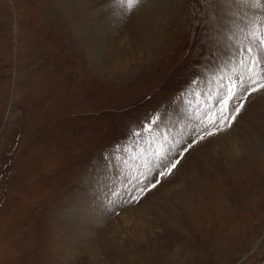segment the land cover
<instances>
[{"label": "rangeland", "instance_id": "1", "mask_svg": "<svg viewBox=\"0 0 264 264\" xmlns=\"http://www.w3.org/2000/svg\"><path fill=\"white\" fill-rule=\"evenodd\" d=\"M229 1L171 0L166 22L167 6L150 0L131 11L120 0H0V264H264V89L241 93L232 127L151 188L168 165L152 167L150 153L168 130L182 127L186 146L223 114L209 82L264 83L226 55L248 46L257 21L264 32V18L236 9L224 27ZM139 26L150 38L130 45ZM193 62L197 79L169 101ZM160 101L158 130L104 146ZM193 101L201 111L176 124Z\"/></svg>", "mask_w": 264, "mask_h": 264}, {"label": "snow or ice", "instance_id": "2", "mask_svg": "<svg viewBox=\"0 0 264 264\" xmlns=\"http://www.w3.org/2000/svg\"><path fill=\"white\" fill-rule=\"evenodd\" d=\"M138 0H120L119 6L127 8L129 11L133 9V6ZM237 10L241 12V19L245 18V10H254L259 17L264 18V0H236ZM255 31H252L247 37L249 43L246 47H238L235 51L227 53L233 58L238 57V62L241 63L245 70H251L260 79H264V32L260 31L261 23L257 21L253 25ZM247 28V26H246ZM210 64L219 68L220 58L213 56ZM219 89L217 102L222 105L224 109L223 114L218 116V119H213V131H208L204 135H200L198 139H193L185 146L183 137L177 138L164 137L159 147H154L150 153L152 159L148 161L154 168H163L168 165L164 171H158V178L152 183L151 188H157L162 185L165 179L175 174V172L182 165L183 161L191 153V151L207 137L216 136L218 133L224 132L232 127L233 122L236 121L237 116L241 114L245 108V103L242 100L241 93L244 94L243 99H248L252 93L258 90L264 89V83H258L257 79L253 76H249L245 79L243 76L236 78H229L227 81L221 75L217 79L211 81ZM250 85H256L252 87ZM232 102V108L228 107L229 102ZM163 122V117H155L149 124L142 126L146 132L151 133L153 126L156 130L159 129L160 123ZM177 123L180 122V118H177ZM223 125V127H216V124ZM137 139L143 136L142 132H136ZM154 144V141H150ZM166 145V146H165ZM122 163L124 161H121ZM150 190V189H149ZM144 192V189H140ZM141 197H134V199H140Z\"/></svg>", "mask_w": 264, "mask_h": 264}, {"label": "bare ground", "instance_id": "3", "mask_svg": "<svg viewBox=\"0 0 264 264\" xmlns=\"http://www.w3.org/2000/svg\"><path fill=\"white\" fill-rule=\"evenodd\" d=\"M71 1V0H70ZM74 1V0H73ZM81 1V5L82 4H85V3H87L88 5L93 1V0H80ZM91 1V2H90ZM226 1V0H225ZM148 2V1H147ZM150 2H152V3H154V5H153V7H157V5L159 6L160 4L164 7V6H167L166 7V9L169 11V7H170V4H171V0H150ZM150 2H149V4H150ZM224 2V1H223ZM78 3V2H77ZM100 3H102V2H100ZM138 3H140V0H139V2ZM222 3V2H221ZM86 4V6L88 7V5ZM220 3H218V5H219ZM77 5H79V4H77ZM217 5V6H218ZM223 5V4H222ZM83 6V5H82ZM224 6V5H223ZM117 7V6H116ZM221 9L223 8V7H221V6H219ZM224 8H225V11L227 10V12H225V13H222V12H220V13H222V16H221V19H222V21H223V26L224 27H229V25H233L236 21H237V17H236V6L234 5L233 6V4H231L230 3V1L226 4V7L224 6ZM223 8V9H224ZM117 9V8H116ZM217 9V8H216ZM216 11H218V10H216ZM115 12V11H114ZM165 12L167 13V11H163V13H164V15H165ZM216 13H218V12H216ZM219 13V14H220ZM228 13V14H227ZM232 15H234V17L231 19V20H229L230 19V17L232 16ZM84 17L86 16V13H84V15H83ZM166 16V17H165ZM164 17L166 18V22L167 21H171L172 22V20H173V15L171 14V12L169 11V14L168 15H165ZM240 17V16H239ZM140 18V17H139ZM142 19H144L143 17H141V20ZM150 19V18H149ZM155 19V18H154ZM145 20H148V19H146L145 18ZM220 20V19H219ZM218 20V21H219ZM222 21H221V23H222ZM148 22V21H147ZM150 22H152L151 20H150ZM149 22V23H150ZM153 23V22H152ZM142 24H144L143 22H142ZM161 24V23H160ZM133 25V24H132ZM131 25V26H132ZM152 25V24H151ZM154 25V24H153ZM221 25V24H220ZM221 25V26H222ZM141 26V25H140ZM139 26V28H141L140 30L138 29V28H134V29H136V31H129L131 34H129V35H131V37H128V39H133V41L132 42H130V45H135V44H141L142 42H144V41H146V40H148V37H149V35H151V32L149 33V32H147L146 30H148V29H150V28H152V27H146L145 29L143 28L142 29V27H140ZM222 26V27H223ZM143 27H144V25H143ZM159 27V26H158ZM131 28V27H130ZM154 28V27H153ZM157 29V28H156ZM152 30V29H151ZM145 31H146V33H145ZM149 33V34H148ZM233 33V32H232ZM155 34V33H154ZM153 34V35H154ZM127 37V36H126ZM150 38V37H149ZM152 39V38H151ZM126 40V39H125ZM130 41V40H129ZM227 42V44H230L229 43V41H226ZM225 42V43H226ZM235 42V41H234ZM225 43H223L224 45H225ZM223 45V46H224ZM222 46V45H221ZM226 46V45H225ZM141 48V47H140ZM236 69V68H235ZM235 69L234 70H232V73H235ZM228 71H230V70H228ZM264 79H261V82L263 81ZM258 83H260V82H258ZM211 84V86H212V90H215V91H217L218 90V88L216 87V85H212L213 83H211V82H209V84H208V86L207 87H209V85ZM250 86H256V85H250ZM207 89H209V90H211L210 88H206V90ZM206 92V91H205ZM205 101V100H204ZM194 102V101H193ZM202 103V102H201ZM210 103V101L209 100H207V101H205V104H209ZM200 104V103H199ZM187 106V105H186ZM187 108V107H186ZM183 109L181 112L180 111H178L177 113L175 112V115H176V117L177 118H180V122L179 123H176V124H180V126H183V124H185V122L184 121H190V120H192L193 118H194V116L196 115V113L197 112H200L201 110L200 109H198L199 108V105L196 103V102H194V104L192 103V105H191V107L189 108L188 107V109ZM202 109V108H201ZM176 120V119H175ZM182 129V127H180L179 128V126H177L176 125V129H175V127L174 128H170L169 130H168V132H169V138L171 137V136H175V137H177V138H180L181 137V135H179V134H184V130H181ZM176 130H177V133H176ZM180 130V131H179ZM179 131V132H178ZM176 133V134H175ZM233 142L231 141V143L230 144H232ZM227 144V143H226ZM234 146V145H233ZM229 147V146H228ZM149 153V152H148ZM141 159V158H140ZM140 162V161H139ZM142 162V161H141ZM145 163V162H144ZM100 202V201H99ZM101 203V202H100ZM92 208H93V206H92ZM121 220H123V219H121Z\"/></svg>", "mask_w": 264, "mask_h": 264}, {"label": "trees", "instance_id": "4", "mask_svg": "<svg viewBox=\"0 0 264 264\" xmlns=\"http://www.w3.org/2000/svg\"><path fill=\"white\" fill-rule=\"evenodd\" d=\"M198 63L197 62L190 63L188 73L185 76L184 82L181 83L180 86H178L173 91L172 95H170L169 101L174 100L177 96L182 94L184 92V90L186 89V87L190 86L197 79V76L200 72L199 66L196 65ZM162 86L163 85L161 84L160 87H162ZM159 90H161V89H159ZM161 103H162V101H160L157 104L153 103L152 104L153 112L150 115H141L142 118L139 119V122H137L131 128L123 129V132H121V133H118L119 130H114L113 131L114 136H113L112 140L108 141V143L104 146L105 147L109 146V145L111 146L119 140H122V139L129 137V136H132L136 132H142L143 130H145L142 126L149 124L152 119L157 117L160 114L161 110L164 109L165 105L167 104V102H166V103L160 105ZM152 108H150L149 110H152ZM115 112H118V111L115 110Z\"/></svg>", "mask_w": 264, "mask_h": 264}]
</instances>
